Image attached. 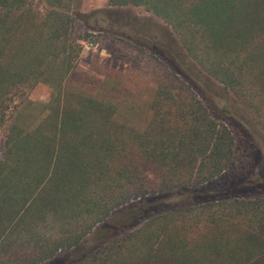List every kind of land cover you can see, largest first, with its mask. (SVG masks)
Returning a JSON list of instances; mask_svg holds the SVG:
<instances>
[{"label": "trees", "instance_id": "trees-1", "mask_svg": "<svg viewBox=\"0 0 264 264\" xmlns=\"http://www.w3.org/2000/svg\"><path fill=\"white\" fill-rule=\"evenodd\" d=\"M41 2L37 15L28 0H0V264L45 263L133 200L149 207L67 264H264V185L199 193L231 167L233 138L189 74L158 73L142 126L119 122L111 102L61 88L80 50L70 32L87 21L81 0ZM106 6L160 19L189 73L222 85L264 135V0ZM36 83L50 86L47 101L14 102Z\"/></svg>", "mask_w": 264, "mask_h": 264}, {"label": "rangeland", "instance_id": "rangeland-1", "mask_svg": "<svg viewBox=\"0 0 264 264\" xmlns=\"http://www.w3.org/2000/svg\"><path fill=\"white\" fill-rule=\"evenodd\" d=\"M28 1L35 14L43 11L41 0ZM77 10L79 14L86 15L87 21L77 19L73 32H70L80 50L72 70L62 82L63 91L111 102L116 109L117 121L139 129L148 117L147 103L153 94L158 73L177 72L175 68L178 67L191 77L192 91L210 116L225 124L233 138L231 167L199 193L202 196L221 194L229 182L234 186L246 184L253 188L252 193L262 190L258 185H264V135L222 85L200 73L198 76L189 73L199 71L186 57L179 59L181 49L160 19L141 7L108 8L106 0H81ZM83 29L87 35L81 39L74 31L82 35ZM87 43L90 45L83 47ZM50 93V86L36 83L25 93L18 94L21 96L14 97V102L21 103L26 99L45 102ZM32 105L35 108L31 107L29 112L35 115L39 107ZM3 130L0 129V152ZM147 174L156 179L152 173ZM148 203L133 200L116 208L78 246L59 251L41 264H67L82 257L119 227L130 224L132 216L149 207Z\"/></svg>", "mask_w": 264, "mask_h": 264}, {"label": "built area", "instance_id": "built-area-1", "mask_svg": "<svg viewBox=\"0 0 264 264\" xmlns=\"http://www.w3.org/2000/svg\"><path fill=\"white\" fill-rule=\"evenodd\" d=\"M88 45H90V43L84 44L83 47H87Z\"/></svg>", "mask_w": 264, "mask_h": 264}]
</instances>
